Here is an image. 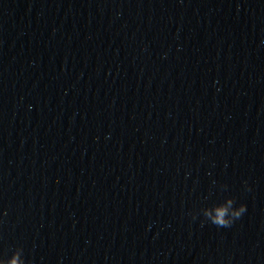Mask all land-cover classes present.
I'll return each instance as SVG.
<instances>
[{"label": "water", "instance_id": "1", "mask_svg": "<svg viewBox=\"0 0 264 264\" xmlns=\"http://www.w3.org/2000/svg\"><path fill=\"white\" fill-rule=\"evenodd\" d=\"M246 213L218 228L202 209ZM264 264V144L0 16V257Z\"/></svg>", "mask_w": 264, "mask_h": 264}, {"label": "clouds", "instance_id": "2", "mask_svg": "<svg viewBox=\"0 0 264 264\" xmlns=\"http://www.w3.org/2000/svg\"><path fill=\"white\" fill-rule=\"evenodd\" d=\"M247 211L246 204L236 206L234 198H227L215 206L202 209L203 216L207 221L218 228L230 227L236 220L240 219ZM0 264H26L23 248H17L10 258L0 257Z\"/></svg>", "mask_w": 264, "mask_h": 264}]
</instances>
